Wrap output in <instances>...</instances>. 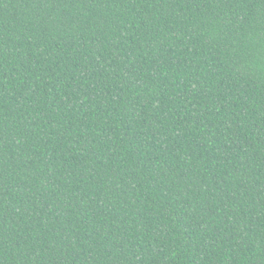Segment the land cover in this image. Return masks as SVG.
<instances>
[{
  "label": "trees",
  "instance_id": "16d2710c",
  "mask_svg": "<svg viewBox=\"0 0 264 264\" xmlns=\"http://www.w3.org/2000/svg\"><path fill=\"white\" fill-rule=\"evenodd\" d=\"M0 264H264V0H0Z\"/></svg>",
  "mask_w": 264,
  "mask_h": 264
}]
</instances>
